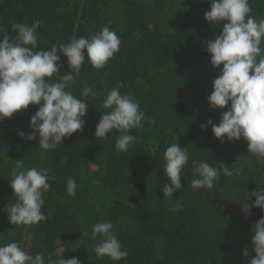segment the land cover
I'll list each match as a JSON object with an SVG mask.
<instances>
[{
    "label": "trees",
    "instance_id": "trees-1",
    "mask_svg": "<svg viewBox=\"0 0 264 264\" xmlns=\"http://www.w3.org/2000/svg\"><path fill=\"white\" fill-rule=\"evenodd\" d=\"M249 3L251 15L264 19V0ZM210 10L211 0H0V39L7 35L14 42L12 25L24 23L38 25V48L45 51L71 38H90L103 27L121 40L119 52L102 69L86 59L68 88L79 97L87 83L96 93L86 98L83 131L43 151L38 136L18 135L32 132L38 105L0 121V245L16 242L32 255L42 254L45 264L62 255L81 264H249L256 256L251 229L264 209L250 208L248 192L264 188V162L249 152L243 137L221 143L211 125L201 128L209 119L219 124L230 107L214 110L207 99L220 73L210 62L206 42L222 27L205 19ZM60 55L64 76L68 60ZM60 76L50 82H59ZM117 87L145 113L142 127L130 132L136 140L127 152L115 147L121 133L95 136L100 117L110 110L103 108L107 92ZM173 143L187 148L189 161L183 187L167 198L163 185L171 181L163 171L164 152ZM16 159L52 178L44 194L46 220L38 224L12 225L2 210L15 202L10 181ZM193 160L214 167L223 162L233 175L221 174L210 190L193 188ZM70 177L77 183L74 196L66 191ZM177 201L182 207L172 211ZM104 221L114 224L128 251L121 261L96 256L102 237H93V225Z\"/></svg>",
    "mask_w": 264,
    "mask_h": 264
},
{
    "label": "clouds",
    "instance_id": "clouds-1",
    "mask_svg": "<svg viewBox=\"0 0 264 264\" xmlns=\"http://www.w3.org/2000/svg\"><path fill=\"white\" fill-rule=\"evenodd\" d=\"M251 12L249 0H211V10L204 14L209 23L222 25L219 35L206 42L210 62L220 73L214 79V90L207 99L214 110L229 104L230 107L223 112L219 124L209 119L201 128L211 125L221 143L243 137L249 152L264 162V19L257 21ZM12 28L17 30L14 42L7 35L0 39V121L27 109L30 104L38 105L30 120L32 132L20 131L18 135L28 140H35L38 136L41 150H54L66 137L78 130L83 131L88 109L86 98L96 95L85 83L78 97L68 90L70 84L75 83L86 59L95 69H102L119 52L121 40L115 31L103 27L90 38H71L69 43L52 44L50 50L45 51L38 48L37 24L16 23ZM60 53L68 60L69 72L64 76L59 74L63 67ZM55 74L61 80L50 82ZM103 108L110 110L104 111L100 117L95 136L107 139L113 131L119 132L121 135L117 137L115 147L120 152H127L136 140L130 132L142 127L145 113L130 97L122 95L118 87L107 92ZM164 160V175L171 183L163 185V193L164 197L172 198L174 192L183 187L182 172L189 161L187 148L180 143L171 144L164 152ZM192 166L195 169V178L191 180L193 188L210 190L221 174L233 175L223 162L214 167L204 160H193ZM11 177L15 202L2 209L8 213L9 222L31 225L46 220L42 208L52 178L35 167L25 168L22 159L15 160ZM76 189L75 178H68L67 194L74 196ZM248 194L252 201L250 208L264 209V188ZM252 196L256 197L254 201ZM181 207L177 201L171 210ZM114 227L111 221L93 225V237H102L94 251L97 257L107 256L112 261H121L128 256V251L123 248ZM251 231L254 233L251 247L256 256L249 264H264V216ZM244 255H249L247 249ZM63 256L54 264H81L77 258L64 259ZM0 264H45V259L42 254L32 255L12 242L0 245Z\"/></svg>",
    "mask_w": 264,
    "mask_h": 264
}]
</instances>
